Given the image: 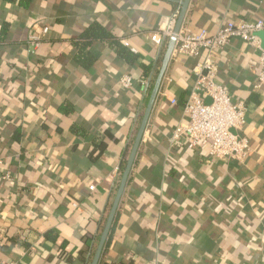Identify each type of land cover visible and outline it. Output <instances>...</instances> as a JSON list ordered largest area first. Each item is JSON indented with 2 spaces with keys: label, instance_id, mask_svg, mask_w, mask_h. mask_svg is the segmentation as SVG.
<instances>
[{
  "label": "crops",
  "instance_id": "obj_1",
  "mask_svg": "<svg viewBox=\"0 0 264 264\" xmlns=\"http://www.w3.org/2000/svg\"><path fill=\"white\" fill-rule=\"evenodd\" d=\"M179 1L0 0V264H91L165 53L151 36ZM236 20H264V0H192L183 27ZM96 25L118 44L87 41L85 67L77 44ZM122 48L137 51L133 64ZM204 57L172 56L100 264H264V89L250 45L216 55L218 83L247 108L246 162L172 142Z\"/></svg>",
  "mask_w": 264,
  "mask_h": 264
},
{
  "label": "built area",
  "instance_id": "obj_2",
  "mask_svg": "<svg viewBox=\"0 0 264 264\" xmlns=\"http://www.w3.org/2000/svg\"><path fill=\"white\" fill-rule=\"evenodd\" d=\"M180 10L179 5L151 36V42L159 49L157 60L163 55L173 37ZM48 32L49 29L44 28L42 34L31 35L28 41L30 49L36 51ZM260 34H264V20L229 21L215 33L206 29H181L177 35L173 56L182 55L197 59L205 53V57L192 69L194 85L184 107V120L173 132L172 142L183 140L190 150L207 147L210 156L220 161L246 162L251 155V146L249 140L241 135V131L247 123V108L244 103H234L229 89L218 83L219 65L216 55L230 46L234 39L250 45L258 53L254 90L260 91L264 89V47ZM122 45L128 47L126 41H122ZM131 52L137 53L135 49H131ZM149 82L151 81L145 80L144 85L148 86ZM120 85L122 89L129 90L133 86V79L124 76ZM207 99H210V103L206 102ZM172 103L174 104L175 100H172ZM90 189L93 191L94 187ZM73 206L78 207L77 204Z\"/></svg>",
  "mask_w": 264,
  "mask_h": 264
},
{
  "label": "water",
  "instance_id": "obj_3",
  "mask_svg": "<svg viewBox=\"0 0 264 264\" xmlns=\"http://www.w3.org/2000/svg\"><path fill=\"white\" fill-rule=\"evenodd\" d=\"M192 0H181L179 1V5L181 7L180 10V14L174 29V34L173 37L170 39L166 51L164 53V56L162 58V62H161V67L158 73V76L155 80V83L153 85L152 91L150 93L139 129L136 133L132 148L130 150L129 156L127 158L126 164H125V168L122 172L121 178H120V183L114 198V201L112 203L111 209L109 211L108 217L106 219L104 228L102 230V233L100 235L95 253H94V257L93 260L91 262V264H100L102 255L105 251V248L107 246L114 222L116 220L121 202L123 200V197L125 195L145 132L147 130L152 112L154 110L155 104H156V100L158 97V94L161 90L162 84H163V80L164 77L166 75V72L168 70L171 58L173 56L174 53V49L176 46V39H177V35L180 33L181 29L183 28V24L189 9V6L191 4Z\"/></svg>",
  "mask_w": 264,
  "mask_h": 264
},
{
  "label": "trees",
  "instance_id": "obj_4",
  "mask_svg": "<svg viewBox=\"0 0 264 264\" xmlns=\"http://www.w3.org/2000/svg\"><path fill=\"white\" fill-rule=\"evenodd\" d=\"M3 2H5L7 5H12V4H17L18 6L24 8V9H29L34 0H2ZM9 27L10 25L7 23H4L1 28H0V43H3L7 40L8 38V34H9ZM82 41L83 43L81 44H77L79 53H78V60L80 63H82L83 65H85V67L90 66L94 59L92 58L91 54L88 53V48L90 47V43H88L87 41H89L90 39H94V40H102V41H107V42H112V43H116V38L110 34L107 30H105V28L96 25L95 27H91L90 29H88L84 35L82 36ZM88 43V44H87ZM118 44V43H116ZM120 54L122 55V57L124 59H126L129 63L133 64L136 61L135 56L132 53H129L125 50H123V48L120 50ZM144 71L147 74L150 73V68L144 67ZM185 104L184 101L182 100L181 105ZM72 110H74L73 108H71ZM125 164L126 162H124L122 164V167L120 169V174H122L124 168H125ZM121 177V175H120ZM48 238L51 236H47ZM55 239V238H54Z\"/></svg>",
  "mask_w": 264,
  "mask_h": 264
}]
</instances>
